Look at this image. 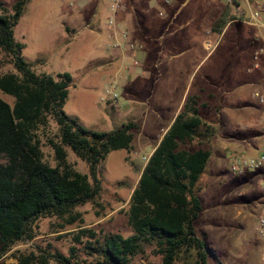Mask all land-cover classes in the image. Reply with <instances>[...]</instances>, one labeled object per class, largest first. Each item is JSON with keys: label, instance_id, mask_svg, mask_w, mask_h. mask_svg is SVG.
Instances as JSON below:
<instances>
[{"label": "rangeland", "instance_id": "374dc122", "mask_svg": "<svg viewBox=\"0 0 264 264\" xmlns=\"http://www.w3.org/2000/svg\"><path fill=\"white\" fill-rule=\"evenodd\" d=\"M0 1L6 13L11 14L18 0ZM72 1L75 0H28L14 27V40L21 43L22 56L30 63L38 60L33 66L36 74L55 76L68 72L72 76L63 110L87 129L109 132L132 120L139 125L138 116L144 108L147 109V124H141V129L134 132L130 150L119 149L107 154L100 173L99 191L93 200L74 207L63 217L38 218L34 224L36 236L17 243L0 259V264L15 263L18 252L32 250H43L52 255L59 253L72 263L88 264L92 256L88 255L85 244L87 240L94 242L95 239L89 234L81 235L80 230H91L99 241L109 233L123 237L132 235L127 209L130 195L146 164L145 158L154 147L160 128L172 117L180 101L183 105L188 96L199 93L200 89L214 93L228 91L220 112L230 117V123L237 130L260 131L258 137H252L254 144L260 146L264 141V52L258 51L259 46L250 45L255 33L253 27L232 23L221 36L217 33L207 35L206 31L211 32L214 14L219 10L205 20L194 19L185 24L193 15L190 11L197 0H190L170 23V11L163 20L157 12L150 10L146 16L134 15L136 35L132 41L136 46L135 54L116 61L114 70L103 61L108 58L109 51L105 38L97 31L91 32L90 29L96 27L81 12L86 0L77 8L70 7ZM182 1L175 0L171 13ZM210 1L217 2L219 7L224 5L222 0ZM74 10L79 12V23L72 25L79 31L78 35L73 40H63L66 33L61 29L62 21ZM99 11V26L104 29L110 11L104 7ZM171 31H175L181 45L195 42L194 45L189 49L183 46L181 49L185 51L176 54V49L167 47L169 40L175 38L168 35ZM200 36L209 41L210 48L199 43L197 37ZM140 51L146 56L142 65ZM7 72H15V69L11 57L0 50V75ZM111 85L115 86L116 100L108 92ZM129 87H134L135 91H129ZM0 98L9 104L13 102L11 96L1 91ZM130 105L136 115L124 114ZM220 105L210 102L211 110L201 111L204 122L199 128L201 135L191 143L194 147L210 148L217 156L211 158L197 184L203 211L196 227L206 232L207 241L220 255L222 264H264V237H258L255 232L264 198L254 183H238L228 171L232 156L255 155L253 148L256 145L251 139L233 136L236 133L229 135L228 132L233 130L224 118L220 119ZM57 134V125L51 118L48 128L37 132L44 160L52 166L55 165L53 149L47 140H57ZM221 142L231 151L227 152V157L224 153L220 155ZM65 150L74 169L89 176L88 164L69 147ZM153 249V244H144L131 264H158L161 258ZM193 263V256L185 262H175ZM48 264L62 263L50 259ZM209 264H213L212 260Z\"/></svg>", "mask_w": 264, "mask_h": 264}, {"label": "trees", "instance_id": "16d2710c", "mask_svg": "<svg viewBox=\"0 0 264 264\" xmlns=\"http://www.w3.org/2000/svg\"><path fill=\"white\" fill-rule=\"evenodd\" d=\"M27 2L18 0L12 13L7 14L0 1V50L11 57L15 69L0 75V91L13 98L12 104L0 98V259L17 243L36 236L34 224L38 218L63 217L93 200L107 154L130 150L138 130L136 122L127 121L109 132H97L65 113L72 76L68 72L36 74L33 66L38 60L27 62L21 43L14 40V27ZM207 107L200 96H188L146 161L127 209L132 235L109 233L99 241L91 230H80L81 235L95 239L85 244L92 256L88 264H131L148 243L161 258L158 264L185 262L191 256L193 264H209V260L222 264L206 232L196 227L203 211L197 184L211 151L191 143L201 135V111ZM50 118L58 130L57 140H47L53 149L54 166L45 162L37 137L40 129L48 128ZM65 147L88 164L89 176L68 162ZM233 176L238 183L250 181L256 185L257 173ZM15 258L16 262L9 264H48L50 259L79 264L43 250L18 252Z\"/></svg>", "mask_w": 264, "mask_h": 264}, {"label": "crops", "instance_id": "0c3cea01", "mask_svg": "<svg viewBox=\"0 0 264 264\" xmlns=\"http://www.w3.org/2000/svg\"><path fill=\"white\" fill-rule=\"evenodd\" d=\"M124 1H125V6L116 15V21H117V25L119 27L126 26L128 28L132 38H134L136 35V25L134 22V15L136 17H139V16L142 17V16H146V14L148 12H150V10H154L155 12H157V14L160 17L164 18L163 20H165L166 17H168L169 11H170V18H169L170 20L168 21V23H170L171 21H173L176 18L180 9L184 6H186V4H188L190 2V0H183L180 3V5L177 7V9L175 11H172V13H171V9L176 3L175 0H167V1L166 0H164V1L163 0H124ZM260 2L262 4V12H263L262 17L264 19V0H260ZM108 5H109L108 0H86L85 4L83 6H81V7H83L82 8L83 10L81 12L82 13L84 12L83 14L87 15L86 20L92 21V23L94 24V27H96V28L90 29L91 32L97 31L101 35H103V37L105 38V41L107 42V45L109 48V51H108V58L103 59V61H107L108 62L107 66L109 68H112L115 70L117 67L115 62L120 61L121 59H123L127 55H122L112 48V43L116 38L115 33L113 31L106 30L105 28L101 29L99 26V19L97 17L98 12H100L99 10L101 7H104L105 10L108 11V9H109ZM217 9L219 10V13H215V11ZM78 13H79L78 11L74 10V11H72V13L68 14L65 17V19H63L61 29H63L66 33V36L62 37L63 40H65V39L66 40H69V39L73 40L76 37V35H78L79 31L75 30L72 26L73 24L76 25L80 21V19L78 18L79 17ZM190 13L193 15H191V18L189 20H187L185 22V24H188L189 21L194 20V19L205 20L209 17V15L211 13H215L214 19L211 21L212 22L211 23L212 25L210 27L211 32L206 31L205 34H207V35L209 33H217L219 36H221L222 34L225 33V30L228 27V25L230 26L232 23L244 24V25L253 27L255 30V33L253 34V38L250 42V45L259 46L258 51L264 52V29L259 30L256 27L251 26L249 24L234 21L233 18L235 17V14H234L235 11H234L233 6L224 4V5H222V7H219L217 5V2H212L210 0H197L194 3V5L192 6V10L190 11ZM164 30H167V28H164ZM174 32L175 31H171L168 33V35L175 37ZM163 37H164L163 35H160L161 39H163ZM204 38L205 37L200 36V37H197V40H199V43L201 45H204L207 48H210L211 45H210L209 41L205 40ZM194 43L195 42H188L186 45L185 44L181 45L179 38L175 37V38L169 40L167 47H169V49H174V50L176 49V51H175V52H177L176 54H180V53H183L185 51V49H181V47L184 46V48L189 49L190 47H192L194 45ZM159 52H162V50H160ZM139 55H140V63L142 65L146 62V56H145L144 51H140ZM113 66H115V67H113ZM128 90L129 91L130 90L135 91L134 87H129ZM227 93H228V91H227ZM227 93L225 91H222V90L214 93L211 91H206L204 89H200L199 93L194 94V95L200 96V102L208 104L207 110L208 109L211 110V106H209L210 102L221 103V105L219 106V117L221 120L224 118L226 120V122L228 123L229 127H231V129L233 130V132H231V133L228 132L229 135L236 133V134H233V136L234 135H240V137H242L243 140L251 139L253 145L255 146L256 144H254V140H252V137H258L261 133L260 131L248 132L245 130H239V129L237 130L230 123V121H229L230 117L228 115L227 116L223 115L220 112V109L222 107V104L224 103V99H225V96ZM202 97H204V98H202ZM217 97H218V99H217ZM182 106L183 105H182V100H181L177 109L175 110L174 114L172 115V117L169 119V121L164 126H162V128H160V133H159V136L156 140V143H155L154 147L151 149L147 158H149V156L151 155L154 148L159 144L163 135L165 134V132L168 130V128L170 127V125L174 121L176 115L182 109ZM225 106H226V104H225ZM132 109L133 108L131 105L128 106V108L126 109L124 114L133 116V113H134V115H136ZM146 112H147L146 108H144V109H142V111H140V114L138 116V118H139L138 130L141 129V124H143V125H144V123L147 124ZM132 121L135 122L134 120H132ZM154 124H156V123H154ZM227 131H229V130H227ZM263 143H264V141H263ZM262 145H260V146L256 145V147H254L253 150L256 151V153H257L258 150L262 147ZM219 146L221 147V150H219L220 155L224 153L223 154L224 156H225V154H226V157L229 156V155H227V152L230 153L231 151L227 150L226 144L224 142H221ZM210 151H211V149H210ZM215 151H218V150H215ZM213 157L216 158L217 156L213 155V153L211 152L209 161ZM220 157L221 156H218V158H220ZM209 161H208V163H209Z\"/></svg>", "mask_w": 264, "mask_h": 264}, {"label": "built area", "instance_id": "2783aa9c", "mask_svg": "<svg viewBox=\"0 0 264 264\" xmlns=\"http://www.w3.org/2000/svg\"><path fill=\"white\" fill-rule=\"evenodd\" d=\"M167 1V0H166ZM223 4L234 7V21L242 22L264 29V19L262 17V4L260 0H222ZM85 0H75L70 2V7L77 8ZM110 16L105 21L104 28L115 33V40L112 48L122 55L134 56L135 45L133 44L131 34L126 26L119 27L116 21V15L125 6L124 0H108ZM256 58V57H255ZM115 86L111 85V97L116 100L117 94L114 92ZM257 95V93H255ZM148 158H145L147 161ZM228 171L232 175L241 176L245 173H257L256 189L260 194H264V143L255 155L242 157L234 155L231 157ZM255 232L258 237H264V208L258 216L255 226Z\"/></svg>", "mask_w": 264, "mask_h": 264}]
</instances>
